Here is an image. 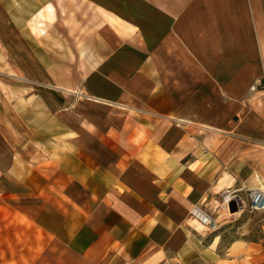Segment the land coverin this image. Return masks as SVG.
Wrapping results in <instances>:
<instances>
[{"label": "crops", "instance_id": "crops-1", "mask_svg": "<svg viewBox=\"0 0 264 264\" xmlns=\"http://www.w3.org/2000/svg\"><path fill=\"white\" fill-rule=\"evenodd\" d=\"M67 3L77 23L92 18L85 37L81 25L78 35L23 32L0 0V69L43 78L27 83L40 86L45 121L30 128L28 151L61 158L49 182L60 180V207L33 220L47 238L42 256L264 264L262 241L236 238L220 250L222 236L189 214L200 206L225 222L235 217L223 192H264V102L251 88L264 74L262 0ZM8 137L16 141L15 125Z\"/></svg>", "mask_w": 264, "mask_h": 264}, {"label": "rangeland", "instance_id": "rangeland-1", "mask_svg": "<svg viewBox=\"0 0 264 264\" xmlns=\"http://www.w3.org/2000/svg\"><path fill=\"white\" fill-rule=\"evenodd\" d=\"M5 1L23 32L28 31L34 14L49 3L53 6L54 16L52 20L43 19L41 27L47 31L45 36H61V32L64 35L77 32L78 35L81 32L78 27L81 25L83 27L79 28L83 30L81 33L85 37L95 27L91 25L88 28L87 22L92 18L87 16H83L84 18L80 16V20L83 21L76 22V18L74 19L76 9L73 8L76 5L67 3L72 0ZM262 13L264 15V0H262ZM40 34L36 33V35ZM17 48L22 49L19 42ZM74 62L75 58L71 63ZM22 73L0 69V264H50L51 258L56 254L42 256V249H44L42 245L47 238L44 231L36 227L33 220L42 217L45 211L52 217V213L45 209L46 207L52 206L55 209L56 204L60 207V203L56 201V193L60 191V180L52 187L49 182L61 173V158L59 154L54 158L53 155L45 157L43 151L33 153L28 151L30 128L41 126L44 129L45 121L36 104L40 86L36 84L29 88L27 83H42L43 78L40 74L32 78L28 76V73ZM257 80L259 85H256L253 90V101L260 103L264 102V74ZM255 81L253 83H256ZM28 101L32 103L29 104ZM23 113L30 118H21ZM47 123L49 128H54V132L60 129L54 120ZM14 125L16 141H10L8 134ZM14 165L18 167L11 168ZM19 174L21 176H18ZM242 197L243 204H235L237 209L234 212L223 204L225 214L235 217L234 219L224 222L223 218L218 217L216 220L218 228L212 232L222 236L220 250L230 241L241 237L262 241L264 244V231L261 227L264 210H252L246 196L242 195ZM57 257L58 255L54 259ZM42 258L45 259L42 260Z\"/></svg>", "mask_w": 264, "mask_h": 264}, {"label": "built area", "instance_id": "built-area-1", "mask_svg": "<svg viewBox=\"0 0 264 264\" xmlns=\"http://www.w3.org/2000/svg\"><path fill=\"white\" fill-rule=\"evenodd\" d=\"M259 80H256L253 85L252 89L258 86ZM246 199L249 203V207L255 211H263L264 210V192L257 191V190H249L246 195ZM234 201L237 205L243 204V199L237 195L234 191L226 190L223 192L222 195V202L223 204L228 207V203ZM189 214L194 217L197 221L201 224L205 225L209 231H214L218 228L216 220L206 211H204L200 206H194L190 209Z\"/></svg>", "mask_w": 264, "mask_h": 264}, {"label": "bare ground", "instance_id": "bare-ground-1", "mask_svg": "<svg viewBox=\"0 0 264 264\" xmlns=\"http://www.w3.org/2000/svg\"><path fill=\"white\" fill-rule=\"evenodd\" d=\"M53 16H54L53 6L50 3L46 4L43 8L39 9V11L37 13H35L34 16L32 17L31 22H30V27H31L32 31L35 33H39L41 31H43V27H41V24L43 23V19L52 20ZM193 222H195L194 218H193ZM199 225H203V224L199 223ZM203 226H204V228L206 227L205 225H203ZM198 228H199V226H198ZM199 229H201V228H199Z\"/></svg>", "mask_w": 264, "mask_h": 264}, {"label": "water", "instance_id": "water-1", "mask_svg": "<svg viewBox=\"0 0 264 264\" xmlns=\"http://www.w3.org/2000/svg\"><path fill=\"white\" fill-rule=\"evenodd\" d=\"M236 203L234 201H231L230 203H228V208L230 209L231 212L236 211Z\"/></svg>", "mask_w": 264, "mask_h": 264}]
</instances>
